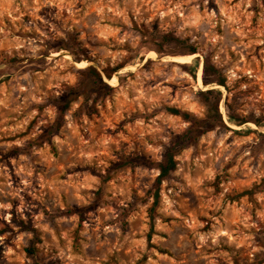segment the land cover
I'll return each instance as SVG.
<instances>
[{
  "label": "rangeland",
  "instance_id": "obj_1",
  "mask_svg": "<svg viewBox=\"0 0 264 264\" xmlns=\"http://www.w3.org/2000/svg\"><path fill=\"white\" fill-rule=\"evenodd\" d=\"M216 100L228 129L180 142L152 219L158 170L112 164L159 162L190 127L162 108L206 120ZM262 251L264 0H0V264Z\"/></svg>",
  "mask_w": 264,
  "mask_h": 264
},
{
  "label": "trees",
  "instance_id": "obj_2",
  "mask_svg": "<svg viewBox=\"0 0 264 264\" xmlns=\"http://www.w3.org/2000/svg\"><path fill=\"white\" fill-rule=\"evenodd\" d=\"M191 53H195V48L192 49ZM208 63L207 61L205 62V66H204V73H206L208 71ZM216 80L214 82H217L218 84L224 86V81L219 79V78H215ZM204 95H211L214 93L213 90H207L202 92ZM68 103V102H67ZM59 104L57 106V112H58V120L62 119L64 117V114L66 112L67 106L68 104ZM164 111L170 112L174 115H179L181 116L184 120L190 122V127L187 129V131L181 135L175 136L172 138L168 148L165 149L164 153H163V157L159 162H151L143 157L140 156H134V157H122V159L117 162V163H113L111 169L115 170L116 168H121V167H126V166H130V167H134V166H140V167H144V168H150V169H156L158 170L159 174L156 177V181L154 183V185L152 186V188H150L147 192L144 198H149L150 196L153 197V202L151 204V206L149 207V212H150V217L153 219L154 218V210L155 207L158 203V199H159V187L160 184L163 180H166L169 178V176H171V174L175 171L176 169V160H175V156L178 153V151L182 148V146H184L183 144L190 142H196L198 140V138L200 137V135H202L203 133H205L206 131H209L211 129H214L216 126H222L226 129H228V127L224 124V121L221 117V114L219 113L218 110V104H217V100L214 103L213 106H211L209 108V113L207 115L206 120H197L196 118L192 117L189 113L187 112H183L179 109H175V108H167L164 107L162 108ZM234 117H230V119H233ZM243 122H239L238 124H243ZM203 124L205 126V128L203 130H198L199 129V125ZM47 134H41L37 140L34 143H31L30 145H36V146H41L42 143L44 142V140L46 139ZM180 142H183V144H181ZM186 145V144H185ZM264 263V251H262L256 258L255 260V264H263Z\"/></svg>",
  "mask_w": 264,
  "mask_h": 264
}]
</instances>
